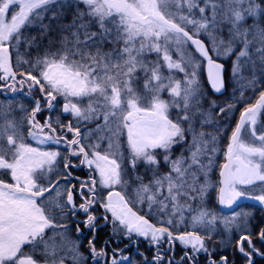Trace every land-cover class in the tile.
I'll list each match as a JSON object with an SVG mask.
<instances>
[{
    "label": "snow or ice",
    "instance_id": "obj_1",
    "mask_svg": "<svg viewBox=\"0 0 264 264\" xmlns=\"http://www.w3.org/2000/svg\"><path fill=\"white\" fill-rule=\"evenodd\" d=\"M0 94V264H264V0H0Z\"/></svg>",
    "mask_w": 264,
    "mask_h": 264
},
{
    "label": "trees",
    "instance_id": "obj_2",
    "mask_svg": "<svg viewBox=\"0 0 264 264\" xmlns=\"http://www.w3.org/2000/svg\"><path fill=\"white\" fill-rule=\"evenodd\" d=\"M249 23H251V21H249ZM154 58V57H152ZM142 84H143V81L141 80L139 82L138 85H135L138 89L142 88ZM229 91H231V89H229ZM164 98H168L167 96V93L165 92L164 94ZM22 97L23 98V103H25L26 105L30 103V101L28 100V98L24 95H20V96H16L14 99L15 101H18L19 98ZM215 98V97H213ZM5 99V96L3 94H0V100H4ZM8 99H13V97L9 96ZM17 116L21 115L19 113L16 114ZM208 131H212V129H208ZM221 162H222V157H221ZM215 179V177H214ZM219 210V209H217ZM236 211H251V212H259L260 210V206L255 203V202H252V201H241L239 203V206L235 208ZM225 214H230L228 212H225ZM121 247H123V245H121ZM143 250V249H142Z\"/></svg>",
    "mask_w": 264,
    "mask_h": 264
},
{
    "label": "rangeland",
    "instance_id": "obj_3",
    "mask_svg": "<svg viewBox=\"0 0 264 264\" xmlns=\"http://www.w3.org/2000/svg\"><path fill=\"white\" fill-rule=\"evenodd\" d=\"M18 101H23V98H22V97H20Z\"/></svg>",
    "mask_w": 264,
    "mask_h": 264
}]
</instances>
